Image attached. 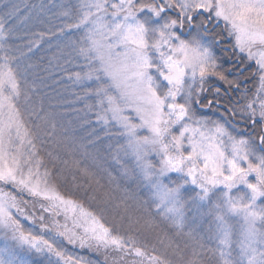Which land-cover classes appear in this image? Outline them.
I'll use <instances>...</instances> for the list:
<instances>
[{
  "label": "snow or ice",
  "instance_id": "snow-or-ice-1",
  "mask_svg": "<svg viewBox=\"0 0 264 264\" xmlns=\"http://www.w3.org/2000/svg\"><path fill=\"white\" fill-rule=\"evenodd\" d=\"M0 235V264H264V0H0Z\"/></svg>",
  "mask_w": 264,
  "mask_h": 264
},
{
  "label": "trees",
  "instance_id": "trees-1",
  "mask_svg": "<svg viewBox=\"0 0 264 264\" xmlns=\"http://www.w3.org/2000/svg\"><path fill=\"white\" fill-rule=\"evenodd\" d=\"M12 2L18 3L21 6V8H23V6L25 4L39 3L40 0H12ZM45 2H47V0H45ZM41 27H43V26H41ZM32 60H33V62L38 64V67L35 70H30V73L32 71L35 72L38 84L40 83L39 78H44L43 82L45 85H47L46 87L41 86L37 90L39 96L44 98L45 105L47 106L49 104V102L55 103V102L60 101V100L65 101L66 103L63 104L62 107L68 109V112L61 119L65 124L67 123V121L69 119H72L75 122V114L72 113L71 109L72 108H79V107H82L83 105H82V103H79V102H77L75 104L71 103L74 100V96L72 95L71 82L68 81L67 79L57 80L56 74H54L51 78L48 77L47 72L44 71V68L47 64V57L46 56H45V59L43 61H41V60H39V54H38L37 56H34L32 58ZM59 75H63V74L60 73ZM29 79L30 80L33 79V76L31 74L29 75ZM222 103H224V102H222ZM57 110H60V109H57ZM97 131H98V134L103 136V133L99 132V128H97ZM81 134H83V133H81ZM109 143H111L113 145V149H115L116 141L114 139L110 140V139L105 137L102 141V144L100 145L102 152L104 151V149L106 148V146ZM121 143H122V141H121ZM112 154H114V151H113V153H106V155L109 156V159H110V156ZM126 159H130V158H126ZM129 166L131 167V164ZM121 183H122V186L129 187L133 192H138V194L141 197H146L148 195V192L145 188H143L142 186L138 187V185H140V183H141L139 180L128 182L127 184H125V182H123V181ZM115 196L117 199H119V197L121 196V193L119 191H117V192H115ZM170 234H172V233H170ZM69 251H78V250L69 248ZM32 256H34V254H32ZM167 256L169 259L174 261V264H177V261H176L177 259H176L175 255L172 254L171 250H168ZM32 264H44V260L38 259V256L35 255L32 258Z\"/></svg>",
  "mask_w": 264,
  "mask_h": 264
},
{
  "label": "flooded vegetation",
  "instance_id": "flooded-vegetation-1",
  "mask_svg": "<svg viewBox=\"0 0 264 264\" xmlns=\"http://www.w3.org/2000/svg\"><path fill=\"white\" fill-rule=\"evenodd\" d=\"M216 31L219 33L220 29H216ZM229 47V44L227 41H225L223 44L216 46V48L214 49L215 54L217 55V57L219 58V62L222 65V68L224 69H229V78L230 79H242V77L239 76V74L235 71H231L232 69V57H231V53L230 52H226L223 51V49ZM247 73H245L246 75ZM217 86H220L222 88V93L224 91V89L227 87L226 85H222L220 82H217ZM251 82H249V87H251ZM239 96V93H232L229 92L228 96H225L222 99V102L227 103V100L229 99V97L232 100H235L237 97ZM226 101V102H225ZM210 112V110H205L203 113L208 114Z\"/></svg>",
  "mask_w": 264,
  "mask_h": 264
},
{
  "label": "rangeland",
  "instance_id": "rangeland-1",
  "mask_svg": "<svg viewBox=\"0 0 264 264\" xmlns=\"http://www.w3.org/2000/svg\"><path fill=\"white\" fill-rule=\"evenodd\" d=\"M57 2H59V0H57ZM65 2L67 3V4H75L76 3V0H65ZM204 115H211V111L208 113V114H205V113H203ZM173 179H175V176H173ZM166 183H167V181H165ZM30 225H28V224H25V227H29ZM180 244H181V247H183V244L185 243V238H179V241H178ZM9 244V245H12L13 244V242L10 240V239H8V240H5V238H4V236H2V235H0V247H3L5 244ZM22 255H25V257L27 258V259H29L31 262H32V258L35 256V254H34V256H32V254L31 255H29V254H26V253H21ZM176 257V261H177V264H180V261H179V257L178 256H175ZM38 259H43L42 257H38Z\"/></svg>",
  "mask_w": 264,
  "mask_h": 264
}]
</instances>
